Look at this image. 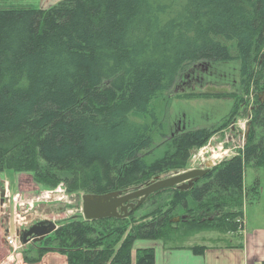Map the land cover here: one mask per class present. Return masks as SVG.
Wrapping results in <instances>:
<instances>
[{
  "label": "trees",
  "instance_id": "1",
  "mask_svg": "<svg viewBox=\"0 0 264 264\" xmlns=\"http://www.w3.org/2000/svg\"><path fill=\"white\" fill-rule=\"evenodd\" d=\"M263 51L264 0H63L0 10V175L30 174L43 191L126 193L184 170L190 151L229 118L167 137L153 103L198 64L238 63L242 90L254 98L242 150L193 188L158 191L125 219H67L24 251V262L57 252L67 264H131L134 241L178 249L168 245L193 231L241 248L236 221L248 195L258 196L244 188L243 171L264 168ZM234 101L231 116L242 103ZM153 263L152 249L136 251L135 264Z\"/></svg>",
  "mask_w": 264,
  "mask_h": 264
},
{
  "label": "rangeland",
  "instance_id": "2",
  "mask_svg": "<svg viewBox=\"0 0 264 264\" xmlns=\"http://www.w3.org/2000/svg\"><path fill=\"white\" fill-rule=\"evenodd\" d=\"M61 1L63 0H0V10H47ZM207 65L210 66L209 71L214 74L213 78L207 79L206 75L204 77L206 82L204 80L203 83L186 88L179 85L181 81H184L183 77L168 94L153 103L167 137L175 133V124L178 122H183L181 125H185L186 131H195L218 128L221 121L229 118L224 131L213 135L200 149L190 151L187 166L179 173L205 169L206 166L213 169L222 161L238 155L245 144L247 123L254 102L253 94L245 95L242 90L244 87L239 78L238 63L198 64L196 67ZM200 72L198 73L204 74ZM258 95L262 99V94ZM236 98L242 103L237 110L235 109L238 111L236 115L231 116V111H234L236 105L234 101ZM161 143L160 139H156L154 147ZM177 173L170 172L157 177L156 180H164ZM156 180L154 178L149 183L134 189H142ZM3 182H6L5 186L8 187L9 192L7 204H0V264H3L1 247L3 245L7 247L6 237L12 238L17 235V238L23 231L42 221L53 222L58 228L67 219L73 217L83 219L81 213L83 193H68L65 185L62 184L53 191H43L33 182L31 175L25 173L14 175L12 172H5L0 175V188ZM243 186L247 189L255 186L258 189L257 199L251 200L252 196L248 195L244 201L243 215L246 224L253 225L264 221V168L246 166L243 171ZM134 189L131 188L129 192ZM156 197H152V201L155 199L158 201L160 197ZM149 210L150 202L146 203L141 210L139 209L134 216L138 218ZM237 222L240 223L237 225L242 227L243 218L238 219ZM186 237L168 246H218L221 245L218 241L222 236L214 232L193 231L188 232ZM151 246H153L151 240H136L131 248V264H135L136 250L151 248Z\"/></svg>",
  "mask_w": 264,
  "mask_h": 264
},
{
  "label": "crops",
  "instance_id": "3",
  "mask_svg": "<svg viewBox=\"0 0 264 264\" xmlns=\"http://www.w3.org/2000/svg\"><path fill=\"white\" fill-rule=\"evenodd\" d=\"M241 236V248L234 249H226L222 244L205 246L206 249L202 252L193 251L192 247L196 246L191 245L166 249L160 242L155 241L153 246L147 249H152L154 252L153 264H264V221L249 225L246 224L243 215ZM31 245L30 243L22 246L17 251H12L3 245L1 261L3 264H27L23 260V252L30 250ZM29 257H34V252H30ZM36 264H67V261L57 252H48Z\"/></svg>",
  "mask_w": 264,
  "mask_h": 264
},
{
  "label": "water",
  "instance_id": "4",
  "mask_svg": "<svg viewBox=\"0 0 264 264\" xmlns=\"http://www.w3.org/2000/svg\"><path fill=\"white\" fill-rule=\"evenodd\" d=\"M210 171V166L205 169L190 170L175 174L164 180H156L142 189L126 193H109L106 195L82 196L81 213L84 221H98L103 219H125L142 205L151 195L161 190L175 189L187 191L193 188L200 179H203ZM4 191L0 190V204L4 201ZM135 202V203H133ZM176 221H179L177 219ZM57 229L53 222H38L17 238L21 246L29 243L37 244L51 235ZM17 236V235H16Z\"/></svg>",
  "mask_w": 264,
  "mask_h": 264
},
{
  "label": "flooded vegetation",
  "instance_id": "5",
  "mask_svg": "<svg viewBox=\"0 0 264 264\" xmlns=\"http://www.w3.org/2000/svg\"><path fill=\"white\" fill-rule=\"evenodd\" d=\"M210 70V66H205V67H194L187 75L184 76V81H181L182 83L179 85H182V87H186V88H190L196 84H199L200 82L203 83V81L205 80L204 77H206L207 75V79L213 78L214 74L209 71ZM201 71L200 73H204V74H199L198 72ZM206 82V80H205ZM258 99L260 101V103H262L263 101L260 99V97L258 96ZM253 107H251V111H252ZM249 123V122H248ZM248 123H247V133H248ZM183 124V122H178L177 124H175V133H173L172 135H178L181 134L183 132L186 131V127L185 125H181ZM225 129L222 128L220 132L224 131ZM231 132H234V129L232 128ZM211 169V168H210ZM134 203V202H133Z\"/></svg>",
  "mask_w": 264,
  "mask_h": 264
},
{
  "label": "built area",
  "instance_id": "6",
  "mask_svg": "<svg viewBox=\"0 0 264 264\" xmlns=\"http://www.w3.org/2000/svg\"><path fill=\"white\" fill-rule=\"evenodd\" d=\"M4 188L5 190H7V186H5ZM7 195L8 194H6V197ZM237 223L240 224L239 222ZM6 245L7 247L12 248V251H17L20 248L15 238L6 237Z\"/></svg>",
  "mask_w": 264,
  "mask_h": 264
}]
</instances>
